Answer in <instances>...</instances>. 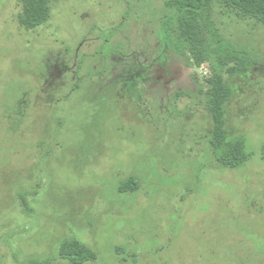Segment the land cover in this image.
Returning a JSON list of instances; mask_svg holds the SVG:
<instances>
[{
  "label": "rangeland",
  "instance_id": "374dc122",
  "mask_svg": "<svg viewBox=\"0 0 264 264\" xmlns=\"http://www.w3.org/2000/svg\"><path fill=\"white\" fill-rule=\"evenodd\" d=\"M20 13L0 0V264H70L71 239L85 264H264V27L214 7L255 60L226 104L251 157L227 169L208 143L209 64L159 42L169 0H61L31 30Z\"/></svg>",
  "mask_w": 264,
  "mask_h": 264
},
{
  "label": "trees",
  "instance_id": "16d2710c",
  "mask_svg": "<svg viewBox=\"0 0 264 264\" xmlns=\"http://www.w3.org/2000/svg\"><path fill=\"white\" fill-rule=\"evenodd\" d=\"M17 1L21 4L18 22L24 29L31 30L45 24L50 19L51 4L61 0ZM169 4L173 13L161 20L159 42L164 50L189 54L196 66L205 62L209 64L210 76L206 79L204 91V103L212 122L208 143L219 166L239 168L251 156L243 136L228 137L226 104L233 94L229 80L248 73L255 66V60L220 33L213 17L214 7L222 5L264 27V0H169ZM262 154L264 159V145ZM137 188L135 177L118 185L120 193H133ZM22 203L25 204V201L22 200ZM58 255L70 264H85L96 259L90 248L75 239L63 242ZM24 264L50 263L43 259Z\"/></svg>",
  "mask_w": 264,
  "mask_h": 264
}]
</instances>
